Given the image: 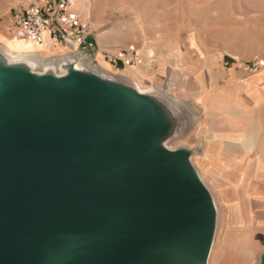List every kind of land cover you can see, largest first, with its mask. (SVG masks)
<instances>
[{
	"label": "water",
	"instance_id": "95a60500",
	"mask_svg": "<svg viewBox=\"0 0 264 264\" xmlns=\"http://www.w3.org/2000/svg\"><path fill=\"white\" fill-rule=\"evenodd\" d=\"M35 60L0 44V264H209L218 212L165 144L172 97L80 53Z\"/></svg>",
	"mask_w": 264,
	"mask_h": 264
},
{
	"label": "rangeland",
	"instance_id": "374dc122",
	"mask_svg": "<svg viewBox=\"0 0 264 264\" xmlns=\"http://www.w3.org/2000/svg\"><path fill=\"white\" fill-rule=\"evenodd\" d=\"M28 1L30 0H0V44L12 54L36 56L41 61L35 60L36 65L42 69L43 61L49 60L50 57L56 60L65 51L61 49L52 54L39 49L18 51L10 47L11 41L23 40L11 32V11L18 3ZM86 4L87 8L89 7L87 11L91 12L93 19L100 22V25L94 24L95 27L99 26L96 27L97 31H102L107 39L116 40L118 45L133 44L140 50L143 39L154 35L157 38L181 39L183 42L181 45L190 52L191 46L186 43L189 30L187 27L195 23L201 24L196 31L204 40L218 42L224 37L229 45L246 52L253 50L256 39L257 43H260L264 38V0H87ZM2 33L6 35L4 41L1 38ZM99 39L98 34L86 49L95 47ZM32 42L36 44L35 41ZM116 48L103 49L105 53L108 50L115 51ZM155 56L159 59V56ZM250 58L243 57L239 60L247 62ZM102 60L104 64L110 63L106 57ZM111 62L116 63L114 60ZM222 65H225L224 62ZM111 67L116 69L114 66ZM177 70L180 73L179 69ZM165 75L166 73L158 72L157 75H152L153 82L157 79L156 83L142 79L137 82L140 88L155 87L168 93L181 114L178 119L179 125H174L175 135H172L165 144L168 147L186 145L192 149V164L214 198L218 216L213 245L208 257L209 264L255 262L259 258V252L264 249V229L255 224L259 205H263L264 201L250 199L246 192V184L234 185L231 157L237 156L236 154H214L210 145L208 146L212 140L214 122L207 114L208 108L204 104L210 99L211 93L204 92L201 97L185 93L188 95L186 97L176 92L177 82L178 78H181L178 84L187 88V81L190 79L184 75L176 76L177 71L172 68L166 77ZM223 145L226 143L223 142ZM240 157L242 162L243 156Z\"/></svg>",
	"mask_w": 264,
	"mask_h": 264
},
{
	"label": "crops",
	"instance_id": "0c3cea01",
	"mask_svg": "<svg viewBox=\"0 0 264 264\" xmlns=\"http://www.w3.org/2000/svg\"><path fill=\"white\" fill-rule=\"evenodd\" d=\"M86 2L87 0H77L75 5L81 14L88 15L91 19L96 36L100 35L95 47L81 50L71 42L46 38L42 46L36 43L32 49L51 53L63 49L65 54L80 53L85 60L91 58L102 68L112 70L113 73L125 76L136 83L141 79L151 82L152 75H157V72L166 73V77L171 68L177 71L176 76H186L190 79L187 81V88L178 84L181 78L177 77L176 92L186 97L188 95L185 93L195 94V97H201L204 92L211 93L210 99L204 104L208 108L207 114L214 122L211 131L212 140L208 144L211 151L214 154H236L237 156L231 157L234 162H232L234 185L246 184V192L250 199L257 202L264 201V38L260 43H257L256 39L253 50L246 52L229 45L224 37L218 42L204 40L196 31L201 24L195 23L187 27L189 30L186 43L191 46L190 52L181 45L183 43L181 39L157 38L150 35L143 39L142 57L136 65H127L119 61L116 63L109 61L111 65L104 64L102 59L106 56L103 48L112 49L120 47L121 44L118 45L116 40L107 39L102 31H97L96 27L99 26L95 27L94 24L100 25V22L93 19L91 12L87 11L89 7L87 8ZM221 24L223 25V21ZM1 38L4 41L6 35L2 33ZM155 55L159 56V59H156ZM52 56L56 57V55ZM243 57H258L257 67L250 65L252 58L247 62L239 60ZM222 62L225 65H222ZM155 81L157 79L154 82L152 80L153 83H156ZM223 142L226 143L225 146ZM240 156H243L242 162ZM240 165L243 167H239ZM255 224L264 229V204L259 205ZM239 264H249V262H239Z\"/></svg>",
	"mask_w": 264,
	"mask_h": 264
},
{
	"label": "built area",
	"instance_id": "2783aa9c",
	"mask_svg": "<svg viewBox=\"0 0 264 264\" xmlns=\"http://www.w3.org/2000/svg\"><path fill=\"white\" fill-rule=\"evenodd\" d=\"M77 0H30L18 3L11 13V32L14 36L40 44L46 38L71 42L79 49L90 45L96 38L95 28L88 15L81 14ZM108 60L136 65L141 50L136 45L117 47L105 52ZM258 58V57H257ZM252 58L250 65L257 67L259 59Z\"/></svg>",
	"mask_w": 264,
	"mask_h": 264
},
{
	"label": "bare ground",
	"instance_id": "6f19581e",
	"mask_svg": "<svg viewBox=\"0 0 264 264\" xmlns=\"http://www.w3.org/2000/svg\"><path fill=\"white\" fill-rule=\"evenodd\" d=\"M24 41H27V40H25V39H23ZM21 41V42H17V40L15 39V40H13V41H11L10 43H11V48L12 49H26V50H31L32 48H33V46H34V43L32 42V41H27V42H24V41ZM29 42V43H28ZM31 42V43H30ZM39 46H42V45H40V44H38ZM3 47V49L6 51V53H8V54H11V55H16V54H22V53H14V54H12V53H10L8 50H6V48L4 47V46H2ZM23 55V54H22ZM140 88V87H139ZM140 89H143V88H140Z\"/></svg>",
	"mask_w": 264,
	"mask_h": 264
}]
</instances>
